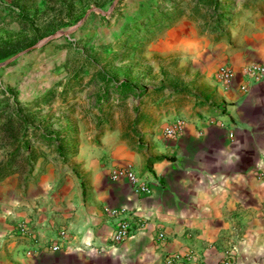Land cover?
I'll return each mask as SVG.
<instances>
[{"label": "crops", "instance_id": "crops-1", "mask_svg": "<svg viewBox=\"0 0 264 264\" xmlns=\"http://www.w3.org/2000/svg\"><path fill=\"white\" fill-rule=\"evenodd\" d=\"M256 3L224 38L195 42L193 89L136 98L120 130L101 121L52 143L28 140L33 167L0 184V264H264V78L242 73L264 66ZM221 66L233 71L229 84L217 79ZM176 120L182 132L166 136ZM125 167L149 194L110 178ZM123 219L130 234L115 244Z\"/></svg>", "mask_w": 264, "mask_h": 264}, {"label": "rangeland", "instance_id": "rangeland-1", "mask_svg": "<svg viewBox=\"0 0 264 264\" xmlns=\"http://www.w3.org/2000/svg\"><path fill=\"white\" fill-rule=\"evenodd\" d=\"M256 2L0 0V184L33 167L29 139L120 130L136 98L193 89L195 42Z\"/></svg>", "mask_w": 264, "mask_h": 264}, {"label": "built area", "instance_id": "built-area-1", "mask_svg": "<svg viewBox=\"0 0 264 264\" xmlns=\"http://www.w3.org/2000/svg\"><path fill=\"white\" fill-rule=\"evenodd\" d=\"M243 75L246 76L249 82H259L264 78V66L260 64H249L248 66L244 67ZM233 71L225 66H221L217 71V79L221 83L229 84L233 78ZM242 90H246L245 86L241 87ZM183 129V122L180 120H176L167 126L164 129V134L168 137L178 135L182 132ZM110 178L113 180L118 179H125L130 184L131 188L136 193H143L149 194L150 189L149 187L138 177L136 174L131 170L130 167L125 168H118L111 172ZM131 230V225L126 220H119L115 231L112 236L113 243H120L129 237ZM18 231L22 234H28L27 227L25 224L21 223L18 226ZM65 235L64 231L59 233V238H63ZM58 246L54 245L51 247L53 251L58 250ZM180 258L178 256H170L165 260V264H173L174 262L178 261ZM219 264H228L226 262H222Z\"/></svg>", "mask_w": 264, "mask_h": 264}, {"label": "water", "instance_id": "water-1", "mask_svg": "<svg viewBox=\"0 0 264 264\" xmlns=\"http://www.w3.org/2000/svg\"><path fill=\"white\" fill-rule=\"evenodd\" d=\"M74 28H75V27L71 28L70 30H68V32L71 31V30H73ZM64 33H65V32H64ZM61 34H63V32H58V33L56 34V36H60ZM51 38H52V37H49V38H47L46 40L40 42L37 46H35V48H38L40 45L44 44L45 42H47V41L50 40Z\"/></svg>", "mask_w": 264, "mask_h": 264}]
</instances>
